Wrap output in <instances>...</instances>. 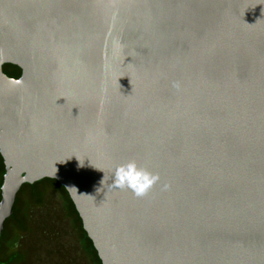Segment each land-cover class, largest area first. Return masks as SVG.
Segmentation results:
<instances>
[{
  "label": "water",
  "instance_id": "obj_1",
  "mask_svg": "<svg viewBox=\"0 0 264 264\" xmlns=\"http://www.w3.org/2000/svg\"><path fill=\"white\" fill-rule=\"evenodd\" d=\"M0 153V240L53 178L103 264H264V0H0Z\"/></svg>",
  "mask_w": 264,
  "mask_h": 264
},
{
  "label": "rangeland",
  "instance_id": "obj_2",
  "mask_svg": "<svg viewBox=\"0 0 264 264\" xmlns=\"http://www.w3.org/2000/svg\"><path fill=\"white\" fill-rule=\"evenodd\" d=\"M37 202L26 187L0 240V264H89L57 188Z\"/></svg>",
  "mask_w": 264,
  "mask_h": 264
},
{
  "label": "trees",
  "instance_id": "obj_3",
  "mask_svg": "<svg viewBox=\"0 0 264 264\" xmlns=\"http://www.w3.org/2000/svg\"><path fill=\"white\" fill-rule=\"evenodd\" d=\"M4 71L6 74H8L10 77H14V78H19L22 75V69L15 64H5L4 65ZM6 173V166L4 163V158L0 153V202L2 199V185L4 182V175ZM42 184H47V189H45L46 193L50 190V188H57L58 191L60 192L62 199H63V203L65 206L66 211L68 212V214L70 216H72V221H73V227L77 233V236L80 240V249L81 251H83V253L86 255V257L88 258V262L89 264H103L99 253L94 245L93 240L89 237L87 231L84 228L83 225V220L76 208L75 203L73 202L68 190L65 188V186H63L62 184H60V182L57 179H53V178H44L42 180L37 181L35 184H24L22 189L20 190L19 194L22 192V190L26 187H29V189H31L32 192V196L33 198H35L37 200V202L42 201V197H43V192L38 190V187ZM18 204V197L15 203V207H14V212L16 210ZM12 219V217H10L7 221L6 224L8 223V221ZM6 227V225H5Z\"/></svg>",
  "mask_w": 264,
  "mask_h": 264
},
{
  "label": "clouds",
  "instance_id": "obj_4",
  "mask_svg": "<svg viewBox=\"0 0 264 264\" xmlns=\"http://www.w3.org/2000/svg\"><path fill=\"white\" fill-rule=\"evenodd\" d=\"M173 87L179 90L180 83L173 82ZM159 179L158 174L139 166L136 161H129L117 166L113 175V184L121 189H129L139 197L147 194ZM167 187L168 185H165V188Z\"/></svg>",
  "mask_w": 264,
  "mask_h": 264
}]
</instances>
